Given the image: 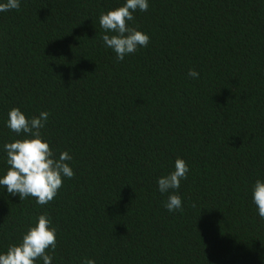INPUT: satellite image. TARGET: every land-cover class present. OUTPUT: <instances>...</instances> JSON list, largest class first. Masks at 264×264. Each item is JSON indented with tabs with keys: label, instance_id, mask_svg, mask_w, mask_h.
<instances>
[{
	"label": "trees",
	"instance_id": "1",
	"mask_svg": "<svg viewBox=\"0 0 264 264\" xmlns=\"http://www.w3.org/2000/svg\"><path fill=\"white\" fill-rule=\"evenodd\" d=\"M124 0H21L0 13V174L19 108L74 172L46 205L0 188V252L39 214L52 264H264V0H148L146 47L117 61L99 16ZM189 69L198 79L187 76ZM183 159L168 212L156 180ZM48 251V250H46ZM36 264H42L37 261Z\"/></svg>",
	"mask_w": 264,
	"mask_h": 264
},
{
	"label": "clouds",
	"instance_id": "2",
	"mask_svg": "<svg viewBox=\"0 0 264 264\" xmlns=\"http://www.w3.org/2000/svg\"><path fill=\"white\" fill-rule=\"evenodd\" d=\"M20 4L21 0H0V13L19 10ZM148 6V0H124L122 6L100 14L98 23L105 33L101 36L103 46L115 53L117 61L147 46L149 36L131 27L128 22L133 21L134 12H145ZM187 76L198 79L199 73L189 69ZM49 115L48 111H41L38 116L26 118L19 108L9 110L5 127L19 138L3 144L7 167L0 174V188L6 193L18 196L20 201L34 198L35 204L41 206L53 200L64 178L74 176L72 168L66 163L72 160L69 153L61 151L56 156L42 135L41 130ZM188 171L186 162L177 158L174 170L156 180L158 192L167 194L163 206L170 213L182 210L181 196L176 190L180 188L181 180L187 179ZM251 202L256 206L259 218L264 220V180L257 179L251 185ZM56 232L50 217L37 215L19 242L0 252V264H36L37 261L52 264L53 257L49 252L56 248ZM84 264L96 262L89 259Z\"/></svg>",
	"mask_w": 264,
	"mask_h": 264
}]
</instances>
